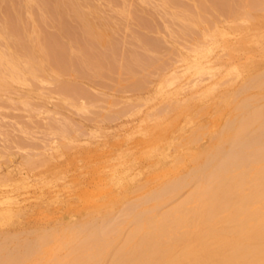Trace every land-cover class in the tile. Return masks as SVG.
Returning <instances> with one entry per match:
<instances>
[{"label": "bare ground", "instance_id": "1", "mask_svg": "<svg viewBox=\"0 0 264 264\" xmlns=\"http://www.w3.org/2000/svg\"><path fill=\"white\" fill-rule=\"evenodd\" d=\"M6 1L9 6L6 9V19H3L6 20V25H3L14 40L10 41L12 46L3 43L5 50L12 48L9 51L2 50L3 44L0 46V80L8 77L12 81H20V74L24 75L22 73L25 70L33 79H37V70L43 63L40 64L39 60L38 63L35 62L34 47L40 51L45 62H50L54 70L62 73L82 72L86 68L98 71L102 67L101 59L105 54L95 49L97 44L93 46L95 40L87 27L82 24L77 26L88 39L87 46L74 43L78 45L81 56L71 53L74 46L72 43L66 47L63 45L65 43L50 42V36L47 38L41 30V38L39 35L33 36L34 38L26 35L25 41L24 36L28 30L24 18L19 14L20 1ZM35 1L38 4L41 26H47L49 21L55 22L60 36L64 24L61 20L68 16L67 13L65 15L68 9L67 4L65 6L66 1ZM213 1L216 0L209 1V4ZM245 2L247 6H255L254 11L260 6L258 0ZM231 5L233 7L232 2ZM79 8L80 6L73 9L70 6V12L72 9V13L74 12L70 16L78 23L84 19L83 14L78 11ZM230 8L229 6L228 11L232 13L234 10L231 11ZM240 9L242 10L241 6ZM243 9L246 11L244 6ZM209 11L212 10L207 13ZM223 11L227 12L224 8ZM245 16L240 17V22L247 21ZM256 18L253 22V19L249 21L248 18L245 25L233 26V34L228 32L229 28L218 31L213 28L217 36H214L215 39L211 38L210 32L203 31L202 39H199L193 49V58L190 60L192 63L182 56L179 57L180 61L185 62L180 75L178 70L170 69V64L164 66L159 61L158 67L163 66L162 70L166 69L169 73L174 70L171 78L167 75L173 82L177 83L186 73L191 77H188V81L181 80L183 85L166 92V100L179 95L180 99L176 98L177 101H170L168 105L161 102L163 105H159L156 113L154 112L157 117L155 122L152 121L154 124L143 135L145 143L157 150L161 156L159 170L151 172L146 182L135 186L134 191L116 189L110 184V177L114 173H110L111 176L108 174L110 177L106 175L102 183L110 185V189L102 193V198L99 196L102 191H98V197L94 199L87 197L84 201L86 207L83 204L84 213L75 221L37 227L32 231L11 229L12 231L1 233V230L0 264H264V24L256 22ZM184 28L185 31L188 30V26ZM1 32L0 39L3 40ZM7 34L5 39L8 41ZM53 37L58 38L56 35ZM28 38L29 41L34 39V44V40L30 44ZM209 47L220 48L222 52L219 56L210 58ZM139 61L135 56L131 58V63L138 65ZM144 80H134L132 87H142ZM208 108H211L214 118L219 121L208 141L200 146L199 141L208 131L204 130L202 123L200 125L193 121L197 116L192 117V114H206ZM181 116L184 117L185 126L190 127L189 130L185 131L179 124L181 128L178 127V139L173 135L167 136L166 132L177 126L175 121ZM166 141L171 144L168 145ZM168 146L173 148L171 155L167 153ZM126 159L122 162H127L129 166V158ZM152 162L154 166L156 163ZM157 162L159 163L158 160ZM143 169L144 167L141 170ZM96 179L101 181L100 177ZM147 182L152 185L149 186ZM114 204H118L116 210L113 208ZM2 209L6 208H1V212ZM1 212L0 220H3L5 215Z\"/></svg>", "mask_w": 264, "mask_h": 264}, {"label": "rangeland", "instance_id": "2", "mask_svg": "<svg viewBox=\"0 0 264 264\" xmlns=\"http://www.w3.org/2000/svg\"><path fill=\"white\" fill-rule=\"evenodd\" d=\"M19 1L21 6H19V14L22 19L24 18L23 21L28 30L24 36L25 41L26 35L29 38H34L40 34L41 30L47 38L50 36L48 38L50 42L65 43L66 45H63L66 47L72 43L74 46L71 45V53L81 56L78 45L74 43L78 42L81 46H87L88 39L80 32L79 28L77 29V26L82 24L85 28L87 27L95 40L93 42V46L97 44L95 49L105 55L103 58L101 57L102 67L98 71L86 68L82 72L62 73L54 70L50 62H45L40 51L34 47L35 62L38 63L39 60L40 64L43 63V66L42 64L40 66L41 69L37 70L40 72L36 74L37 79H33L25 70L22 73L24 75L20 74L22 78L20 81H12L8 77L0 80V204L2 206H0V210L3 207L6 208L2 209V212L0 211L5 215L3 220H0L1 233L11 229L32 231L37 227H50V225H56L59 222H72L79 219L84 213L86 207L84 201L87 197L94 199L96 196L98 197L97 192L102 191L99 193L102 198V193L110 189V185L102 183L106 175L110 177L114 173L110 177L112 178L110 184L118 190L134 191L135 186L145 183L151 172L154 173L155 170L161 168L162 159L157 150L145 143L143 135H146L147 129H150L154 124L153 122L157 118L154 116L156 115L155 111L159 105L162 103L168 105L177 101L176 98L180 99L179 95L166 100V94L190 77L186 73L181 76L182 81L179 80L177 83L169 79L174 70H178L180 75L185 66V62L180 61L179 57L182 56L192 63L190 60L193 58V49L199 43V39H202L203 31L210 32L211 38L215 39L217 37L214 33L215 29L218 31L229 28L228 32L233 34L232 27L245 25L248 23V18L249 21L253 19L251 21L253 22L257 17L258 21L256 22L264 24V0H258L260 6L256 7V9L258 8L256 11L253 9L255 6L251 7L248 4V8L245 0H239L241 4L238 0H227L228 2L216 0L210 4L209 1L212 0H65V6L66 4L68 6L66 9L69 11L66 10L65 15L67 13L69 17L66 15L67 17L61 20L64 23L62 24L64 32L62 31L59 36L57 33L59 29L55 22L49 21L46 23L47 26H41L38 18V4L35 0ZM8 4V1L0 0V23L2 25L3 23L6 25V20L3 19H6ZM220 4L223 6L221 7ZM70 6L73 9L80 6L81 9L79 8L78 11L83 14L84 19L79 23L70 16L74 14V12L72 13L73 9L70 12ZM229 6L232 8H230L231 11L234 10V14L228 11ZM223 8L227 12L223 11ZM207 9L212 11L207 13ZM226 14L227 17H225ZM179 15L182 16L181 20ZM229 15L231 16L229 17ZM241 16L247 17V21L240 22ZM1 24L0 32L2 31L3 40L0 39V46L3 43L12 46L10 43L14 39ZM181 25L183 27H180ZM184 26H188L190 32L185 31ZM6 33H8V41ZM53 35L58 38H54ZM189 36H192V39ZM29 38L28 42L31 44L34 39L29 41ZM11 40L12 42H10ZM34 42L35 40L33 44ZM4 44L2 45L3 51L5 50ZM74 47L76 49L73 50ZM11 49L7 48L5 51ZM221 52L220 48H208L210 58L219 56ZM134 56L140 60L138 65L131 63V58ZM159 61L164 66L170 64V69L174 70H169L171 73L166 69L162 70L163 66L158 67ZM26 75L29 78H26ZM133 79L135 81L144 80L143 88L132 87ZM170 81L175 84H171ZM171 85H176V87ZM185 88L187 87L185 86ZM132 89L134 90L132 91ZM197 95L194 96L197 98ZM180 102L186 104L182 100ZM208 112L194 114V116L192 114V117L197 116L193 118V121L199 122L200 125L202 123L204 130L208 131L205 137L203 136L199 141L200 146L208 141L210 133L214 132L219 121L218 118H214L211 108H208ZM175 124L177 126L171 127V129L168 125L170 130L167 129L169 130L166 132L167 136L173 135L178 139V129L181 128V125L185 131L190 128L188 125L185 126L183 116L179 117ZM167 143L171 144L169 141ZM168 147L166 148L167 153L171 155L173 148ZM125 159L131 164L128 166V163L124 162L128 166L127 168L122 162ZM119 160L124 167L120 165ZM150 160L151 162H149ZM134 161L136 162L134 163ZM152 161L154 164L156 163L154 165L156 167L153 166ZM143 167L144 169L141 170ZM98 177L101 178L102 184L96 181ZM7 183H11V185ZM118 184L119 186H117ZM146 184L152 185L149 182ZM6 196L8 197L6 198ZM114 205L113 208L116 210L118 204ZM5 217L7 218L5 219ZM2 224L6 226H2Z\"/></svg>", "mask_w": 264, "mask_h": 264}]
</instances>
